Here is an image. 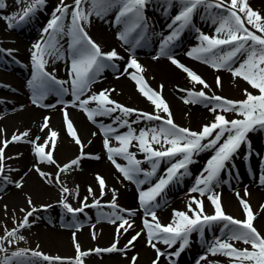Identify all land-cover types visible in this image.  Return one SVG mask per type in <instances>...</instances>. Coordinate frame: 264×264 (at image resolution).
Segmentation results:
<instances>
[{
    "label": "snow or ice",
    "instance_id": "1",
    "mask_svg": "<svg viewBox=\"0 0 264 264\" xmlns=\"http://www.w3.org/2000/svg\"><path fill=\"white\" fill-rule=\"evenodd\" d=\"M44 3L45 0H28L27 6L22 9V15L12 13L6 17L9 26H13L14 17H18L19 21H24ZM148 3L149 0H71L70 3L66 0H59L51 19L43 28L45 36H42L41 40L33 46L31 57L33 72L28 83L32 88L33 103L41 107L56 106L42 103L50 93H55L58 97L71 94L72 99L59 100L57 103L64 105L63 119L66 130L80 146L81 151L75 158L63 164L55 160L54 148L59 133L51 127L50 115H45L41 123V131L48 129L47 135L43 138L37 136L30 139V130L25 129L23 132H14L10 139L12 141L23 139L33 144V151L38 160L33 167L46 182L59 186L61 197L55 203L72 213V222L67 226L80 227L81 223L77 214L88 207V196L81 201L80 207H74L64 195L65 193L71 194L73 189L62 182L60 177L62 171L68 172L73 166L78 167L84 156L100 158L99 154L83 151L84 144L67 110L69 105L81 109L90 121L99 125L103 132V146L108 159L122 176L134 182L139 190L138 201L139 207L144 212V227L135 232L125 244L124 249H119L120 251L127 255L126 249L135 247L133 241L137 240L141 233H145L147 244L155 250L151 264H159L161 257H168L171 262V257L179 256L185 247L190 245L191 234L197 232L204 242L205 251L197 258L196 264H201V261L205 264H264V233L259 231L254 224L256 213L249 200L245 198L250 194L248 189H245L244 196H241L238 190L236 191L242 206V217L226 212L221 194L215 191L221 183V172L228 170L229 165L235 167V157L239 155L242 144H247L249 149L245 158L251 157L252 142L249 133L264 130V15L253 9L248 0H164L169 11L173 7L178 8V11L167 25L169 32L160 33L159 50L153 59L166 57L172 64L182 69L190 81L202 85L199 89L195 87L181 89L187 93L182 97L185 103H202L205 107L211 105L209 110L213 113V119L197 130L175 123L167 101L162 97L160 90L153 89L147 84L142 75L144 65L133 53V48L142 46L147 36L149 24L145 8ZM3 7L5 5L0 3V8ZM200 9H203L201 20L211 19L215 26V35L205 33L196 26L194 16ZM112 12L116 13V25H123L122 30L118 28V39L124 44L132 45L128 49L131 55L123 71H119L116 61L124 57L115 48L104 51L87 30L93 15L103 19ZM186 29L198 33L196 38L200 42L190 48L186 53L187 56L205 62L215 70L227 69L234 79L240 77L251 85L252 89L258 91L253 92L249 88H244V98L239 100L224 97L214 90L206 92L205 89H211V85L197 72L177 59L172 51L175 42ZM64 37L69 38L66 41L67 48L61 44ZM4 51L10 52L11 50L4 49ZM53 56L70 57L68 80L60 79L55 74V69L48 71L46 65L49 60L46 57ZM107 67L116 70L117 78L128 75L135 82L139 92L154 106V110L138 109L115 100L110 93L119 90L114 86L92 91V85L101 78V74ZM216 85L217 87L222 86V78L219 74L216 76ZM162 87L161 84L160 88ZM176 87L180 88L179 85ZM228 113L234 114L231 119L228 118ZM132 114H135L134 118H130ZM98 116L110 117L111 122L105 124L104 121L96 119ZM141 121L146 122L144 127L138 129L133 127ZM125 127L126 131H118ZM92 135L95 136L97 133L93 132ZM8 143V138L3 139V145ZM89 143H91L90 140ZM154 145H159V147ZM131 148H136L138 152L143 153V156L138 157L136 152L130 150ZM203 151H210L211 155L190 192H198L201 197L207 194L208 200L214 206V211L209 213L205 210L203 199L189 196L186 208L173 209L170 222L162 223L158 218L157 209L162 203L167 202L163 197L166 187L171 182H176L177 179L190 174L188 165ZM15 155L21 154L16 153ZM117 157L122 158L126 163H120ZM5 159L4 148L0 146V186L6 188L11 183L16 187H21L23 177L12 180L10 176L3 174ZM163 160H167L169 166L164 170V174L158 175V166ZM143 161H147L150 167H142ZM43 162L56 164L57 171L52 173L41 168L40 163ZM261 162L264 164V158ZM153 177H156L154 183L152 182ZM96 178L99 183L100 196H103L107 190L106 181L99 173L96 174ZM145 183L149 184L147 188L142 187ZM259 184L264 186V169L260 172ZM78 189L79 185H75L77 197H79ZM88 194L94 197L90 202L92 206L99 207L101 204L111 206L112 212L103 213V215L114 224L120 221L117 234L121 229L127 231L133 226L134 222L131 221V217L135 215V210L122 208L117 203V189H113L110 201H101L100 197L95 195L92 185L88 186ZM157 197H161V200H157ZM27 203L29 208L21 207L23 218L16 222V227L5 226L4 235L0 236V252H8L7 245L25 239L19 232L35 223V220L30 217L37 208L50 207L47 204H32L30 195ZM4 207L7 209V205ZM260 208L264 209V203L260 204ZM121 213H127V215ZM217 224L220 225V235L214 236L211 241L205 240V230L212 229ZM92 227L95 229V225ZM75 235L74 232L73 241L76 248L74 258L52 256L37 249L17 246L10 257L5 255L0 258V264H13L14 259L16 264H40L34 259L36 257H42L48 264H57L65 260L71 262L73 259L75 264H83L82 257L88 252L117 250V240L103 249L96 247L82 250L75 240ZM93 238H95V231H93ZM233 242H241V245L238 246ZM159 243H163L169 249L178 243V247L169 252L159 247ZM28 252H31V257L25 256ZM217 254L229 259L223 262L209 259V256ZM138 258L139 253H135L130 257V264H138Z\"/></svg>",
    "mask_w": 264,
    "mask_h": 264
},
{
    "label": "bare ground",
    "instance_id": "2",
    "mask_svg": "<svg viewBox=\"0 0 264 264\" xmlns=\"http://www.w3.org/2000/svg\"><path fill=\"white\" fill-rule=\"evenodd\" d=\"M251 1L252 4H259L261 7L258 9L255 6L254 8L256 10L260 13L261 11H264V0ZM66 2L70 3L71 0H66ZM163 2L164 0H149L145 10H151L153 12L152 17L155 18L157 17L156 11ZM27 3L28 0H23L21 3L14 2L12 0H4L3 4L5 5V8H0V59H4L6 57L10 59L9 57L13 56L18 60V65L15 63L11 64L8 61L0 64V104L1 102H4L2 106L0 105V111L3 112L5 109L9 111L8 114L4 115V117L0 119V137L6 134H8L7 136H12L14 132L19 133L23 132L25 129H29L30 139H34L37 136L43 138L47 135L48 129L45 128L41 131V123L45 115H50L51 127L58 130L59 133L57 143L54 148V158L57 162H59V164H63L79 155L81 151L80 146L77 145L74 139L68 134L64 124V119L57 113L58 103L57 99L55 100L54 98L56 95L54 96V93H50L43 100V104H55V107L46 108L38 105H32L31 101H33V93L32 88L28 83L29 80H31L33 72L31 59L32 52L34 50L33 46L41 40L42 36H45L43 28L47 26V23L51 19L53 10L56 8L59 0H45L44 5L38 8L34 14H31L27 18V21H30L29 24L33 26L34 30L26 29L25 26L15 25L14 21L17 19L16 17L13 18V26L10 27L9 21L6 17L10 16L12 13L20 12V10L27 6ZM7 6L12 7V11L9 8L7 9ZM19 14H22V11ZM110 14L103 19L97 18L93 15L92 22L87 26V30L91 37L102 46L104 51L115 48L120 55L124 57V59L116 61L119 66V71H123L126 61L131 55L128 49L132 45L124 44L123 41L118 39V29L114 28V26L110 23ZM202 14L203 9H200L194 16L196 26H200L204 29L206 28V30L207 28L211 29V19L201 20ZM261 15L264 14L262 13ZM112 16L115 18V12H112ZM44 20L45 24L42 25L41 31L39 32L38 25ZM167 25L168 22L166 24L164 22H160L153 25L147 32L148 37L142 42V46L134 47L133 53L136 54L139 50H145V48H149V50L153 49L158 52L161 40L160 33L163 32L165 34L168 31ZM119 28L122 30L123 25H119ZM189 31L190 32L186 33L182 37V43L172 48L173 53L177 59L197 72L205 81H207L209 85H211V89H205L206 92L214 90L222 96L227 95L235 84L236 79L233 78L232 73L227 69L215 70L209 64L186 55L192 46L200 43L196 38L198 33L191 29H189ZM208 34L215 35L216 33L213 29H211ZM14 35H18L19 38L13 39ZM68 39V37H64V39L61 40V44L64 45V48H67L66 41ZM187 39H189V42L186 41ZM132 43L134 44V41H132ZM4 49H10L11 51L6 52ZM46 58L49 60V63L46 65L48 71L51 72L55 69V74L60 79H69V57L57 58L53 56ZM19 63L21 64L19 65ZM140 63L144 65L142 75L147 81V84L153 89L161 91L162 97L167 101L170 107L175 123L198 130L209 119H212L213 113L209 110L211 105L205 107L202 103H185L184 99H182V97L186 96L187 93L181 89H187L190 87L199 89L202 87V85L198 82L194 84L190 81V78L187 77V74L182 69L172 64L166 57L146 62L141 61ZM113 72H116V70L113 69V71H111L108 67L105 68L101 74V78L92 85V91H99L100 89L114 86L115 89L119 90L110 93L115 100L138 109H144L147 111L154 110V106L139 92L135 86V82L128 75L125 74L117 78V72L114 73L115 76L113 75ZM217 74H219L222 78L221 87H217L216 85ZM161 84L163 86L162 89L160 88ZM177 85H179L180 88H177ZM50 97L53 98L51 99ZM25 104L28 105L26 108L18 110V107H24ZM74 108L76 110H71L72 113L70 114V118L74 122V126L78 130V135L84 144L83 151L87 153L99 154L100 156L99 159L84 156L81 158V163L78 167L73 166L68 172H61V181L73 189L71 194L65 193L64 195L74 207H80L81 201H83L85 196H88V207H86L83 212L77 214L81 224L83 225L81 227V231L76 232L72 229V227L67 226L72 220L71 217H69L70 213L63 206L55 203L61 197L59 186L54 183L46 182L39 175L33 167L34 164L38 163L33 151L34 146L32 143L23 139L18 142L17 147H13V144L10 143L9 148L5 151L4 156L6 159L3 161L5 165L3 174L10 176L12 180H18L23 177V184L21 187H16L11 183H9L6 188L0 186V220L1 222H6L9 212H12L14 207L21 208L24 206L25 209L29 208L27 198L25 197L22 205L21 200L23 195H30L32 204L50 205L49 208H44L43 210L37 208L35 213L30 217V219L35 220V223L30 227H26L28 233L33 234L34 239L38 241H46L48 248L51 250L49 253L50 255L74 258L76 255V248L73 241V233L75 232V240L80 244L82 250L93 249L96 247L103 249L108 247L114 240H117V250L110 252H88L82 257L83 264H130V257L135 253H139L138 264H151L152 259L155 256V250L147 244V237L145 233H141L137 240L133 241L135 247H129L126 249L127 255L119 250L124 249L125 244L131 236L144 227V212L143 209L139 207L138 201L139 190L136 184L125 179L108 159L106 149H104L103 146L104 134L100 130L99 125L90 121L83 110L76 107ZM134 117L135 114H132L130 118ZM96 119L104 121L105 124L111 122V118L106 116H98ZM145 123L146 122L141 121L138 124L133 125V127L138 129L140 127H144ZM118 131H126V127L118 129ZM93 132H96L97 135L93 136ZM249 137L252 142L251 150L255 151L259 145L258 133L253 131L249 134ZM89 140L91 143H89ZM112 142L113 144L116 143L114 140ZM154 146L159 147V145ZM130 150L136 152L138 157L143 156V153L138 152L136 148H131ZM203 152L199 153L197 156L202 157ZM16 153H20L21 155L17 156L15 155ZM257 155L260 156V153L256 154L253 152V156ZM117 159L122 164L126 163V161L120 157H117ZM165 163V160H163L158 166V175L164 174V170L168 167ZM196 163L194 162L188 166L190 174L177 179L176 182H171L166 187L163 197L168 200L169 204H172V206L170 205L158 214V218L162 223L170 222L173 209L186 208L190 196H188V194L191 193V188H188L189 181L192 177H195L194 180L198 177V175L195 174L197 170L195 167ZM141 166L148 168L150 167V164L147 161H143ZM40 167L52 173L57 171V165L54 163L43 162L40 163ZM233 168L234 167L229 168L228 171ZM9 169L12 170L9 171ZM262 169H264V165H258L254 170L261 172ZM180 171H183V169H180ZM238 171L239 169L237 167V172ZM25 173H27V175H25ZM97 173L103 176L106 181L107 190L103 196H100L99 183L96 178ZM155 179L156 177H153V183L155 182ZM238 184L240 185L238 188L242 189L243 185L241 182L233 180L231 185L227 186L223 181L222 184L215 188V191L221 194L223 207L226 212L236 217H242V206L240 205V202L236 201V198L231 199L230 195L234 192L235 187H237ZM75 185H79V197L75 195ZM89 185H92L95 190V195L100 197L101 201H110L113 196V189H117V203L122 208L135 210V215L131 217V221L134 222L133 226L128 228L127 231L121 229L120 233L117 234V226L120 221H117L114 224L110 219L105 218L103 215V213L112 212L110 205L101 204L99 207L91 205L90 202L94 197L88 194ZM148 186V183L142 185L144 188H147ZM241 193H243L244 196L245 190ZM186 195L188 197L183 199ZM191 195L203 199L205 210L207 212L211 213L214 211V206L211 204V201L208 200L207 194L201 197L198 192H192ZM158 198L159 197H157V199ZM245 198L249 200L252 209L256 213L254 219L255 226L259 231L264 233V209L260 208V204L264 203V191L261 190L260 194H255L254 192L250 193ZM33 200L34 202L37 200L39 203L35 204L33 203ZM159 200H161V197ZM5 205H7V209H5ZM117 211L120 210L117 209ZM42 212H46V214H50L51 216L46 222H43V218H40L41 216L39 214ZM52 213L54 214L55 219H53ZM121 214L127 215V213ZM20 215L21 218L17 219V221L23 218V214L20 213ZM67 219L69 221H67ZM149 219L151 218L149 217ZM94 224L95 229H92L91 226ZM93 231H95V238H93ZM208 233L209 231L206 229L205 240H208ZM198 237H200L199 233ZM198 242L200 244L203 243L201 238ZM178 243L175 246L173 245L171 249L167 248V246L163 243H159V247L171 252L178 247ZM233 243H237L238 246L241 245V242ZM203 250L204 249H201L200 253H202ZM190 255L191 253L188 256L186 254L183 261H178L174 259L175 257L173 256L171 257V262L168 257H161L159 264H173L174 261V264H196L198 257ZM227 259L229 258L221 254L211 257V260L220 262L226 261ZM36 260L40 262V260ZM13 261V263L16 264L15 259ZM40 264L45 263L42 261ZM57 264L71 263L68 260H65L63 262H57ZM201 264H205V262L201 261Z\"/></svg>",
    "mask_w": 264,
    "mask_h": 264
},
{
    "label": "rangeland",
    "instance_id": "3",
    "mask_svg": "<svg viewBox=\"0 0 264 264\" xmlns=\"http://www.w3.org/2000/svg\"><path fill=\"white\" fill-rule=\"evenodd\" d=\"M15 2V1H14ZM17 2H19V3H21V0H18ZM252 1L251 0H248V3L250 4V6L253 8V9H255L254 7L256 6L258 9H260L261 7L259 6V4L257 5V4H252L251 3ZM164 3V2H163ZM163 3H161V5H160V7L159 8H161L162 6H163ZM10 7V6H9ZM8 7V8H9ZM10 8H12V7H10ZM13 9V8H12ZM256 10V9H255ZM264 14V11H261V14ZM112 14V13H111ZM110 14V15H111ZM109 19H110V16H109ZM211 24V29H213V31H214V28H215V26L212 24V22L210 23ZM198 27V26H197ZM249 27H252L251 25H249ZM199 28L202 30V31H204L205 33H208V32H210V30L211 29H208L207 28V30H206V28L204 29V28H202V27H200L199 26ZM190 32V31H189ZM215 32V31H214ZM187 41L189 42V39H187ZM182 42V41H181ZM156 54H155V52H153V51H149L148 53H140V56H139V53H138V59H139V61L141 62V61H144V62H146V61H150V60H155V59H153V57L155 56ZM137 56V55H136ZM162 58V57H161ZM111 71H113V68H111V67H108ZM114 73H116V72H113V75H114ZM115 76V75H114ZM236 80H235V84L233 85V87L230 89V91L228 92V94L227 95H223L224 97H227V98H231V99H237V100H239V99H242V98H244V93H243V89L244 88H249L250 90H252L253 92H257L258 90H256V89H252L251 88V85H249L246 81H244L242 78H240V77H236L235 78ZM51 98H53V97H51ZM28 105H24V107H18V110L19 109H21V108H26ZM218 111H219V109H218ZM4 112V113H3ZM0 111V119L1 118H3L4 117V115H6V114H8L9 113V111L7 110V109H5V111ZM72 112V111H71ZM58 113V112H57ZM228 115V118L229 119H231L232 118V116L234 115L233 113H228L227 114ZM212 119H213V117H212ZM212 119H209L206 123H208V122H210ZM255 132H257L258 133V137H259V145H258V147L256 148V150L259 152H261L262 150H264V130H259V131H255ZM251 133V132H250ZM249 133V134H250ZM8 134H6V135H2L1 137H0V146H2L3 148H4V155H5V151L9 148V145H10V143L11 144H13L12 146L13 147H17L18 146V142L19 141H12L10 138H11V136H7ZM5 138H8L9 139V143L7 144V145H3L2 144V141H3V139H5ZM251 139V138H250ZM245 144H242V146H241V148L239 149V155L238 156H236L235 157V167L233 168V169H231L230 171H228V170H223L222 172H221V183L220 184H222L223 183V181H224V183H227V184H229V185H231V180H229L228 179V177L226 176V173L227 172H229V174H230V176L231 177H233V180L235 181L236 180V182L238 181V182H241L242 183V185H243V187H245V188H247V189H249L248 191H249V193H255V194H260L261 193V191H258V193H257V187H256V181L258 180V177H259V175H256L255 177H253V178H250V176H249V172L248 171H246L245 170V168L243 167L244 166V161H243V156H244V149H245ZM13 149V148H12ZM264 154V153H263ZM210 155H211V152L210 151H204L203 152V155H202V157H198V156H195L194 157V162L196 163V168H197V170H196V175H200V172H202L203 171V169H204V167H205V165H204V163H206L205 161H207V159L210 157ZM251 159H252V157H251ZM165 165H169V163H168V161L167 160H165ZM193 164V163H192ZM204 165V166H203ZM232 166L231 165H229V168H231ZM237 167H238V169H239V171L237 172ZM255 167V166H254ZM235 175H236V177H235ZM231 179V178H230ZM193 184H194V177H192L191 179H190V181H189V185H188V188H192L193 187ZM238 186H240L239 184L237 185V187H235V190H234V192H232L230 195H231V199L232 198H236L235 200L236 201H239V198L237 197V195H236V191L238 190L239 192H240V195L242 196L243 195V193H241L242 191H244L245 190V188H238ZM217 188V187H216ZM261 190H262V188H261ZM192 193V192H191ZM25 197L26 198H28V196H25V195H23L22 196V200H21V205L24 203V199H25ZM184 199V198H183ZM167 202L166 203H164V204H162V207H160V208H158L157 209V215L163 210V209H165V208H168L170 205L172 206V204H169V201L168 200H166ZM33 203H35V204H37V203H39V202H37V200L34 202V200H33ZM179 203H181V202H179ZM178 204V203H177ZM24 207V206H23ZM61 207V206H60ZM14 213V214H13ZM17 213V214H16ZM20 213L22 214V212H21V208H19V207H14V210L12 211V212H9V216H8V219L6 220V222H1V220H0V236H2V235H4V231H5V226H7L8 228H13V227H16V222H17V219H19V218H21V215H20ZM40 216V218H43V222H46L51 216H50V214H46V212H42V213H40L39 214ZM52 216H53V219H55V216H54V214L52 213ZM45 217V218H44ZM95 225V224H94ZM92 227V226H91ZM218 227H220V225L219 224H217V225H215L212 229H211V231L208 233V235H209V237L210 238H213L215 235H216V232L214 233L213 231L214 230H216V228H217V230H219L218 229ZM72 229H73V227H72ZM74 231H75V228H74ZM76 231H78V230H76ZM78 232H80V231H78ZM19 234L20 235H23L24 237H25V239L24 240H20V241H18L17 243H12V244H9V245H7V248L9 249V251L8 252H6V253H4V252H0V258H2L3 256H5V255H7V256H11V254H12V251L17 247V246H19V247H23V248H27V249H37V250H39V251H42V252H44V253H47V254H49L50 253V249L48 248V246H47V244H46V241L44 242L43 240H40V241H38V240H36V239H34V236H33V234L32 233H28V231H27V228H24V229H22V230H20V232H19ZM194 234V233H193ZM192 234V235H193ZM208 237V238H209ZM248 247H250V245H247ZM186 252H189V250L188 251H184V253L182 254V256H181V258H179V261H183L184 260V256H186ZM186 253V254H185ZM50 255V254H49ZM25 256H27V257H31V252H28V253H26L25 254ZM36 259H38V260H40V262H44L45 264H48V262H46V261H44L43 260V258L42 257H36ZM14 262V261H13ZM71 264H75V261L74 260H72L71 262H70ZM14 264V263H13Z\"/></svg>",
    "mask_w": 264,
    "mask_h": 264
}]
</instances>
